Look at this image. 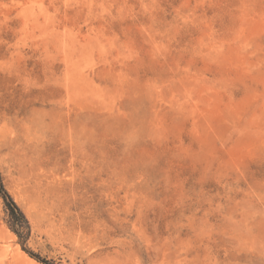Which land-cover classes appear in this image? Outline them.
Listing matches in <instances>:
<instances>
[{
	"label": "rangeland",
	"instance_id": "374dc122",
	"mask_svg": "<svg viewBox=\"0 0 264 264\" xmlns=\"http://www.w3.org/2000/svg\"><path fill=\"white\" fill-rule=\"evenodd\" d=\"M0 264H264V0H0Z\"/></svg>",
	"mask_w": 264,
	"mask_h": 264
},
{
	"label": "trees",
	"instance_id": "16d2710c",
	"mask_svg": "<svg viewBox=\"0 0 264 264\" xmlns=\"http://www.w3.org/2000/svg\"><path fill=\"white\" fill-rule=\"evenodd\" d=\"M0 197L2 198L5 208L9 215V222H10V228L14 231V229H22L27 228V222L20 212V210L16 207V205L13 203L10 196L5 191L1 180H0ZM41 264H48L44 261L38 260Z\"/></svg>",
	"mask_w": 264,
	"mask_h": 264
}]
</instances>
